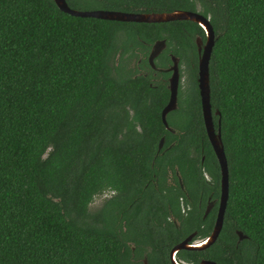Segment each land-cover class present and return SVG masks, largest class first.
<instances>
[{"label": "trees", "instance_id": "1", "mask_svg": "<svg viewBox=\"0 0 264 264\" xmlns=\"http://www.w3.org/2000/svg\"><path fill=\"white\" fill-rule=\"evenodd\" d=\"M67 2L77 10L114 9L111 0ZM148 4L210 18L211 104L220 112L215 124L221 120L230 196L226 228L206 258L264 264V0ZM197 37L206 32L191 21H109L64 13L54 0H0V264H138L128 241L164 243L156 238L163 215L154 203L139 206L134 218L128 205L160 139L169 140L162 110L170 93L121 61L125 51L145 48L142 41L148 49L167 40L192 86L180 122L170 121L181 132L172 164L183 168L189 155L199 164L205 155L218 180L201 111ZM193 185L211 189L199 167ZM114 191L91 212L97 196ZM190 222L198 226L199 216ZM238 231L247 238L239 241ZM149 259L157 264L155 254Z\"/></svg>", "mask_w": 264, "mask_h": 264}, {"label": "flooded vegetation", "instance_id": "2", "mask_svg": "<svg viewBox=\"0 0 264 264\" xmlns=\"http://www.w3.org/2000/svg\"><path fill=\"white\" fill-rule=\"evenodd\" d=\"M119 1V3H115ZM151 1H160V0H111V4L114 9H98V10H108V11H119V12H126V13H134V14H152V13H164V12H172L175 9L170 10L168 8H163L160 6H156L154 4H148ZM108 3L109 0H107ZM130 2V3H129ZM95 10V9H94ZM97 10V9H96ZM199 12V11H198ZM158 24V23H156ZM198 38V37H197ZM202 38V37H201ZM203 39V38H202ZM163 40V39H162ZM166 40V39H165ZM204 43H206V39H203ZM158 41V40H157ZM167 41V40H166ZM145 45V48L142 46H136L133 50L125 51L123 56L122 64L123 66L129 67L132 71H134V75H142L149 81L150 87H157L159 84H163L169 90L170 78L173 74L172 71H164L169 70L172 65V55H175L168 51V46L166 50H164L155 60V67L151 65L149 57L152 51V47L155 44H152L148 49L146 46L148 45L145 41H142ZM168 44V43H167ZM198 52V51H197ZM169 57L168 61L164 63L165 57ZM177 56V55H175ZM121 54H118L117 57V64L120 62ZM178 57V56H177ZM180 58V57H179ZM199 58L200 54L198 52V69H199ZM182 60L180 58V84H179V91H178V109L169 113L167 117V121L169 127H167L162 119L164 127L166 131L169 133V140L167 135L163 136L158 144L157 154L155 158L152 160L150 164V173L149 176L144 177L140 182L136 189L139 193L135 196L134 200L129 203V215L134 218V210L137 209L139 206H143L144 209L147 208L148 202L154 203V209L163 215L162 223L160 227H155L161 236H157L159 238L160 243L164 241V243L160 244L156 241V243L147 244V245H137L133 241H128L127 246L130 250V259L133 262L138 264H150L149 255L155 254L157 256V264H165V261H170L171 264H200L204 260H210V258H206L207 255H210L211 251L213 250L214 246L217 244V241L209 246L208 248L202 250L196 249H187L183 248L177 250L174 254L173 249L176 248L178 245L182 244L186 240L188 246H204L207 242L208 237L214 230L219 211L221 205V197H222V174L219 161L216 157L218 162V169H219V178L215 180L212 176V166L210 163H206V156L203 155L200 163L198 164L195 158L186 160L185 165L183 168H180L178 164H172L171 158L173 154L171 153L173 149L177 146L178 140L181 138V132L174 126L170 125L171 115L178 114V111L181 107L185 104L187 95H189V86L188 84L187 92L183 89L182 84V74H183V67H182ZM199 72V70H198ZM185 73V69H184ZM197 77V82H198ZM199 87V83H198ZM169 99L165 107L168 105L171 92L169 90ZM186 96L183 97V95ZM200 94V89H199ZM201 100V95H200ZM212 105V104H211ZM162 110V112H163ZM201 111L203 117V109H202V101H201ZM218 110H214L212 107V115H213V122L215 124V117H219L220 113H217ZM181 118V117H180ZM183 120V119H182ZM204 120V118H203ZM218 128L221 124V120L217 119ZM205 125V124H204ZM140 129L139 126L136 127ZM171 129H174L176 132H173ZM216 128V130H218ZM176 137L177 139H173L170 141L171 138ZM164 139V143L162 147H160L161 140ZM213 149V148H212ZM214 151V150H213ZM215 153V152H214ZM167 156V159L158 162L159 157ZM213 165L214 162L212 161ZM172 165V166H171ZM165 167V168H164ZM200 169L202 172L203 177L206 179L208 187L205 190L201 188L195 187L196 181V173ZM215 188V189H213ZM115 191L113 192V194ZM230 196V190H229ZM147 202V203H145ZM229 202V198H228ZM228 202L225 210V218H224V225L219 237L222 235V232L226 228V214L228 209ZM144 205H140V204ZM135 207V208H134ZM210 207L209 212L207 213ZM166 211V213H165ZM193 215L199 216V225H193L190 220ZM127 222H124V225ZM197 227V228H195ZM126 230V227L124 228ZM219 239V238H218ZM153 244H158L155 251V247ZM161 249H165L164 252H161ZM159 257V258H158ZM216 262V261H214ZM217 263V262H216ZM218 264V263H217Z\"/></svg>", "mask_w": 264, "mask_h": 264}, {"label": "water", "instance_id": "3", "mask_svg": "<svg viewBox=\"0 0 264 264\" xmlns=\"http://www.w3.org/2000/svg\"><path fill=\"white\" fill-rule=\"evenodd\" d=\"M57 7L64 13H68L72 16L83 17V18H97L109 21H119V22H134V23H168L175 21H191L199 24L206 32V43L201 37L196 39V44L198 47V52L200 54L199 58V72H198V83L202 101V109H203V118L204 124L206 128V132L210 141V144L215 152V155L219 161L221 174H222V197H221V205L219 215L214 227L213 232L208 237L207 242L204 246H188L186 240L182 244L178 245L173 249V254L180 249L189 248L202 250L208 248L212 244H214L222 231L224 225L225 218V210L229 198V190H230V172H229V164L228 159L225 152L224 143L222 140L221 127L219 126L218 130H216L213 115H212V105H211V82H210V63L213 53V48L216 43V34L214 27L210 21V18L205 17L198 11H188V10H175L172 12H164V13H152V14H134V13H126L119 11H108V10H77L73 9L69 6L67 0H54ZM168 44L165 39L158 40L152 47V51L149 57L150 63L155 67L154 60L164 51L166 50ZM173 65L169 70L164 71H172L173 74L170 78L169 90L171 92V98L168 105L162 112V119L164 124L169 127L167 117L170 112L178 109V91L180 84V58L172 55ZM217 113H220L217 111ZM173 132H176L174 129L169 128ZM164 143V139L161 140L160 147H162ZM210 207L207 211L209 212ZM239 241H242L247 238L243 232H237ZM148 264V263H145ZM200 264H217L214 261L204 260Z\"/></svg>", "mask_w": 264, "mask_h": 264}, {"label": "rangeland", "instance_id": "4", "mask_svg": "<svg viewBox=\"0 0 264 264\" xmlns=\"http://www.w3.org/2000/svg\"><path fill=\"white\" fill-rule=\"evenodd\" d=\"M183 67V74H182V84H183V87H184V91L187 92V88H188V84H189V78L187 77V71L185 70V73H184V65L182 66ZM192 90V86H189V91ZM186 96V93L185 95H183V97ZM187 98H189V95H187ZM171 119L173 121H176V122H180V117L178 116V114H173L170 116ZM113 195V192H106L105 194L103 195H100V196H97L95 198V200L93 201V203L90 205V210L91 212H95L97 211L98 209H100V207L102 206V204L104 203V201L108 198H110L111 196Z\"/></svg>", "mask_w": 264, "mask_h": 264}]
</instances>
